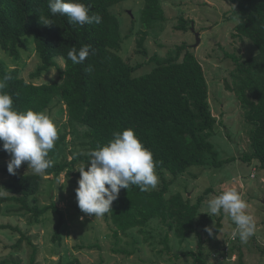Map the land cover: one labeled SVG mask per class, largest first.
I'll use <instances>...</instances> for the list:
<instances>
[{"label":"trees","instance_id":"obj_1","mask_svg":"<svg viewBox=\"0 0 264 264\" xmlns=\"http://www.w3.org/2000/svg\"><path fill=\"white\" fill-rule=\"evenodd\" d=\"M127 1L80 0L89 8V15L98 13L102 17L99 24L81 27L70 23L66 15L53 16L48 0H0V48L19 59L20 50L33 38L41 61L31 74L30 82L22 78L18 68L8 69L0 63V77L4 74L12 77L6 91L13 98V107L19 111L32 109L45 113L56 102L63 104L69 122L87 128L88 152L97 144H107L114 132L133 129L144 147L152 152L153 160L158 162L155 171L174 177L185 175L193 167L221 168L236 162L235 157L222 160L211 142L217 120L209 103V86L203 66L188 46L175 47L176 54L166 60L152 59L156 66L140 77L134 76L140 67H133L119 55L124 38L121 21L112 9ZM228 1L233 5L231 16L238 22L235 37L248 39L259 49V54L247 61L227 55L235 62L233 86L228 84L227 88L236 94L245 110V120L252 126V151L241 159L248 164L257 161L264 171V29L260 27L264 24V0ZM40 16L49 18L52 24L43 25ZM163 21L165 14L160 0H145L142 25L152 29ZM189 25L188 20L181 18L177 30L188 31ZM143 44L144 38L140 47ZM83 45L91 46L89 55L82 64L74 65L67 54L72 47L79 49ZM56 58L65 61L61 81L36 85L33 81L53 69ZM90 66L91 71H88ZM66 137L61 136L49 152L52 166L45 176L64 173L87 159L86 154L72 161L57 160ZM7 159L10 156L0 142V162ZM1 174L9 175L7 168H1ZM43 179L44 175L35 174L9 176L1 185L5 195L0 198V210L4 205L13 204L17 212L31 216L37 223L50 210L62 215L55 205L44 208L31 205L30 199L38 195ZM169 186L164 179V186L158 190L142 192L136 186L122 188L111 210L105 214L114 236L145 230L155 220L168 232H174L181 242L195 234L205 198L200 197L194 204L181 193L168 197ZM202 218L206 220L205 216ZM62 225L63 218L56 228L55 240H60ZM222 227L220 221L212 240ZM0 229L20 232L10 225H0ZM25 239L28 238L23 235L13 247H19ZM202 248L200 244V255L195 257L194 264H207L201 258ZM35 259L36 251L31 264H35ZM0 264L11 262L5 260ZM239 264H244L242 254Z\"/></svg>","mask_w":264,"mask_h":264},{"label":"rangeland","instance_id":"obj_2","mask_svg":"<svg viewBox=\"0 0 264 264\" xmlns=\"http://www.w3.org/2000/svg\"><path fill=\"white\" fill-rule=\"evenodd\" d=\"M160 3L165 21L156 23L152 29H146L141 23L145 0H129L112 9L121 21L124 38L119 55L133 67H140L134 74L140 77L156 66L152 59L166 60L176 54L175 47L188 46L203 66L209 86V103L217 120L211 142L222 160L237 158L236 162L221 168L193 167L178 177L155 171L158 184L149 190L162 188L165 179L170 184L168 197L181 193L194 204L200 197L205 198L196 221L197 232L181 242L174 232H168L155 220L145 230L121 233L115 237L105 214L95 218L94 214L86 215L80 211L75 192L80 178L76 170L80 165L78 163L61 174H44L38 195L30 199L32 206L44 208L55 205L62 215L50 210L37 223L31 216L17 212L13 204L2 207L0 225H10L20 232L0 229V263L8 260L11 264H31L36 251L35 264H194L202 244L201 258L207 264H239L241 254L244 264H264V171L257 161L248 164L241 159L252 151V126L247 124L245 110L236 94L227 88L228 84L233 86L232 73L235 70V62L227 55L247 61L258 55L259 49L250 40L235 37L238 22L231 16L233 5L228 0H160ZM181 18L190 22L188 31L177 30ZM143 38L144 44L140 47ZM55 61L53 69L33 81L36 85L61 81L65 61L62 58ZM0 63L8 69L18 68L22 78L30 82L31 74L41 64L33 38L26 41V48L20 50L19 59L12 58L0 48ZM45 114L56 123L58 139L67 136L58 161H72L74 154L88 153L87 128L71 124L63 104L56 102ZM8 161L0 162V169L7 168ZM88 166L85 164V170ZM16 174L33 172L23 164ZM11 175H0V198L5 195L1 185ZM233 188L248 203L246 211L256 221L255 235L247 244L231 236L235 225L227 214H207L208 201ZM61 218L60 240H55ZM220 221L222 230L212 240ZM207 228L212 229L211 234L206 231ZM23 235L28 239L14 248Z\"/></svg>","mask_w":264,"mask_h":264},{"label":"clouds","instance_id":"obj_3","mask_svg":"<svg viewBox=\"0 0 264 264\" xmlns=\"http://www.w3.org/2000/svg\"><path fill=\"white\" fill-rule=\"evenodd\" d=\"M48 8L53 16L66 15L70 23L83 27L85 24H99L102 17L98 13L89 15V8L80 0H48ZM43 25L52 21L40 16ZM260 27L264 29V24ZM90 45L79 49L71 48L67 56L71 62L82 64L90 52ZM88 71H91V66ZM11 75L0 77V142L10 159L7 171L15 175L22 163L27 162L28 169L35 175H44L52 166L48 154L54 149L58 139L54 120L44 112L28 109L19 111L13 107V98L6 91ZM74 154L73 158H79ZM90 162L85 170V162ZM158 162L153 154L144 147L133 129L114 132L113 139L87 153V159L76 170L80 173L76 200L81 212L86 215L102 217L111 210L112 203L118 198L120 190L136 186L140 191H148L158 184L155 168ZM248 203L236 189H227L208 201V215L227 214L235 225L231 236L247 244L255 235L256 221L248 214ZM206 231L211 234L212 229Z\"/></svg>","mask_w":264,"mask_h":264},{"label":"water","instance_id":"obj_4","mask_svg":"<svg viewBox=\"0 0 264 264\" xmlns=\"http://www.w3.org/2000/svg\"><path fill=\"white\" fill-rule=\"evenodd\" d=\"M192 30L194 31V28ZM196 36H197V40H198V43H199L200 42L199 34L197 33Z\"/></svg>","mask_w":264,"mask_h":264}]
</instances>
